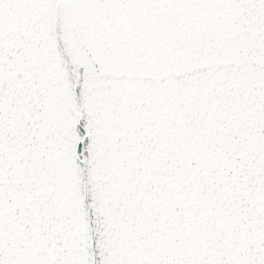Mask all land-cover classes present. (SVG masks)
<instances>
[{"label":"snow or ice","instance_id":"1","mask_svg":"<svg viewBox=\"0 0 264 264\" xmlns=\"http://www.w3.org/2000/svg\"><path fill=\"white\" fill-rule=\"evenodd\" d=\"M0 264H264V0H0Z\"/></svg>","mask_w":264,"mask_h":264}]
</instances>
